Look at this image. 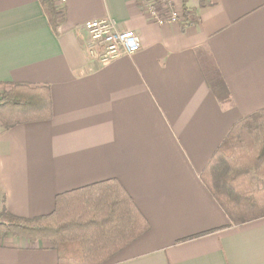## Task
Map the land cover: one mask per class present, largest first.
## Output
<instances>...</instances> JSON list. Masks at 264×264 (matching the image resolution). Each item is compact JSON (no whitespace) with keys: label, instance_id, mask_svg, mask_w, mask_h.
<instances>
[{"label":"crops","instance_id":"obj_1","mask_svg":"<svg viewBox=\"0 0 264 264\" xmlns=\"http://www.w3.org/2000/svg\"><path fill=\"white\" fill-rule=\"evenodd\" d=\"M58 7L53 25L39 0H0V93L22 82L51 99L49 119L0 126V209L48 215L57 195L113 179L148 228L101 264H264V216L235 223L201 178L232 125L264 108V0H188L187 24L136 0ZM101 19L139 50L91 55L83 25ZM62 255L80 257L78 243L0 237V264Z\"/></svg>","mask_w":264,"mask_h":264},{"label":"trees","instance_id":"obj_2","mask_svg":"<svg viewBox=\"0 0 264 264\" xmlns=\"http://www.w3.org/2000/svg\"><path fill=\"white\" fill-rule=\"evenodd\" d=\"M187 1L180 0L183 24L194 19L186 7ZM39 2L51 23L59 24L62 17L56 0ZM50 117L51 99L45 85L12 83L0 93L3 128ZM221 168L227 172L217 181L216 170ZM201 178L235 223L264 216V108L232 125ZM226 187L231 191L225 190ZM147 228V221L113 179L57 195L55 209L48 215L24 218L0 209V237L9 233L25 237L31 243L45 237L54 247L77 242L80 257L62 255L59 264H101ZM111 239L119 243L110 245Z\"/></svg>","mask_w":264,"mask_h":264},{"label":"built area","instance_id":"obj_3","mask_svg":"<svg viewBox=\"0 0 264 264\" xmlns=\"http://www.w3.org/2000/svg\"><path fill=\"white\" fill-rule=\"evenodd\" d=\"M142 9L158 24L179 22L180 12L172 9L173 0H136ZM65 0H59L58 5ZM162 9L161 14L156 11ZM179 14V15H178ZM90 38L88 52L96 55L101 63L119 57L131 55L139 50V37L133 30H118L113 20H90L83 25Z\"/></svg>","mask_w":264,"mask_h":264},{"label":"rangeland","instance_id":"obj_4","mask_svg":"<svg viewBox=\"0 0 264 264\" xmlns=\"http://www.w3.org/2000/svg\"><path fill=\"white\" fill-rule=\"evenodd\" d=\"M58 3H59V0H56V4H58ZM171 8H172V9H175V8H177V7H176V5L173 3L172 6H171ZM180 14H181V15L178 14V15H179L178 17L181 19V21H183V19H184V17H183V13L180 12ZM8 87H9V85H8L7 87H5L2 91L8 89ZM218 172H219V173H218ZM226 172H227V171H226L225 169H222V168L216 170V173H217V174H216V180H217V181L220 180V175H221V176H224V174H226ZM225 190L231 191V189L228 188V187H226ZM256 197H258V196H256ZM10 235H12V234H10ZM73 235H75V234L73 233ZM12 236H13V235H12ZM65 237H68V235H66ZM72 237H73V236H72ZM72 239H73V238H72ZM74 242H75V241H74Z\"/></svg>","mask_w":264,"mask_h":264}]
</instances>
